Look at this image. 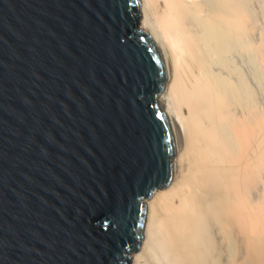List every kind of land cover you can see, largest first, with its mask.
Wrapping results in <instances>:
<instances>
[{
    "label": "water",
    "instance_id": "water-1",
    "mask_svg": "<svg viewBox=\"0 0 264 264\" xmlns=\"http://www.w3.org/2000/svg\"><path fill=\"white\" fill-rule=\"evenodd\" d=\"M139 0H0V264H129L170 184L166 67Z\"/></svg>",
    "mask_w": 264,
    "mask_h": 264
},
{
    "label": "bare ground",
    "instance_id": "bare-ground-1",
    "mask_svg": "<svg viewBox=\"0 0 264 264\" xmlns=\"http://www.w3.org/2000/svg\"><path fill=\"white\" fill-rule=\"evenodd\" d=\"M138 8L166 67L157 100L176 154L145 202L135 264H264V0Z\"/></svg>",
    "mask_w": 264,
    "mask_h": 264
},
{
    "label": "rangeland",
    "instance_id": "rangeland-1",
    "mask_svg": "<svg viewBox=\"0 0 264 264\" xmlns=\"http://www.w3.org/2000/svg\"><path fill=\"white\" fill-rule=\"evenodd\" d=\"M138 12H139V21H138V23H139V28L142 30V28H141V15H140V10H139V8H138ZM143 31V30H142ZM249 66H250V68L252 67L250 64H249ZM252 70V68L250 69V71ZM250 74H251V76H253L252 75V71L250 72ZM251 79H253L252 77H251ZM254 81V80H253ZM158 101V100H157ZM159 103V102H158ZM160 105V104H159ZM163 108V107H162ZM164 110V109H163ZM167 187H169V186H167ZM167 187H164V188H166L167 189ZM164 188H162V189H164ZM162 189H160V190H162ZM157 191V190H156ZM155 191V192H156ZM146 200H148V199H146ZM146 200H145V202H146ZM140 244H141V242H140ZM140 246V245H139ZM133 255V256H132ZM134 255H135V252L134 253H132L131 255H130V261H129V264H135V261H134Z\"/></svg>",
    "mask_w": 264,
    "mask_h": 264
}]
</instances>
